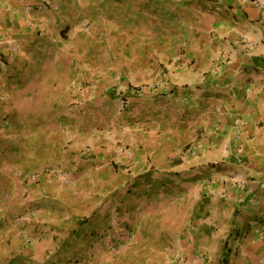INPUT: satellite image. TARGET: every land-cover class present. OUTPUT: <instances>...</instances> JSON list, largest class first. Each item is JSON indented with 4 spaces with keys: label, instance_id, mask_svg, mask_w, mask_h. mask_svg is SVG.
I'll use <instances>...</instances> for the list:
<instances>
[{
    "label": "crops",
    "instance_id": "crops-1",
    "mask_svg": "<svg viewBox=\"0 0 264 264\" xmlns=\"http://www.w3.org/2000/svg\"><path fill=\"white\" fill-rule=\"evenodd\" d=\"M160 2L60 129L75 22L0 0V264H264V0ZM148 219L162 256L128 251Z\"/></svg>",
    "mask_w": 264,
    "mask_h": 264
},
{
    "label": "rangeland",
    "instance_id": "rangeland-1",
    "mask_svg": "<svg viewBox=\"0 0 264 264\" xmlns=\"http://www.w3.org/2000/svg\"><path fill=\"white\" fill-rule=\"evenodd\" d=\"M46 6H49V4H46ZM164 11V4L160 0H55V12L60 15L65 14L70 21L75 22V24L67 26L62 31L65 32L63 33L64 40L76 46V57L69 59L70 69L71 66H75L76 77L74 80L69 81L67 100L61 107L64 113L58 120L60 129H66L67 126L72 125V122L64 120V118H68V114L88 116L84 109L87 106L86 102L90 92L89 85L96 86V90L105 86L104 83L106 82L101 81V78H89L91 77L89 69L83 67L86 58L89 55H94V58L102 56V59H105L108 65L101 69L105 73L110 72L116 79L120 78V66L115 65L118 61L116 53H119L122 49L125 59H131L133 47L149 43L148 30L151 29V26L148 17ZM154 20L160 22L159 16ZM69 30L70 32L74 31L75 35H68ZM90 46L94 49H91ZM95 70L100 69H93L91 75L97 74ZM131 70L141 71L130 68ZM122 78L119 82L123 81ZM90 80L93 81L90 82ZM93 90L95 91V89ZM124 108L126 107L124 106ZM135 229L132 225L129 228L126 227L124 229L125 236L127 231H133L131 233L133 235ZM162 233L161 224L152 228L149 219L146 220L145 226L140 229V235L150 238L147 241L134 244L128 251L138 250L147 253L148 249L153 247V250H157V255L162 256V252L165 250L164 247H166L164 241H162L163 238L159 237L162 236ZM140 258V261L146 260ZM163 261L164 259H159L156 262L162 264Z\"/></svg>",
    "mask_w": 264,
    "mask_h": 264
},
{
    "label": "built area",
    "instance_id": "built-area-1",
    "mask_svg": "<svg viewBox=\"0 0 264 264\" xmlns=\"http://www.w3.org/2000/svg\"><path fill=\"white\" fill-rule=\"evenodd\" d=\"M46 4H48V3H46ZM259 9L261 10V13H262V15L264 16V5H259ZM237 126H238V124H237ZM239 131V127H237L236 128V132H238ZM201 147V145L200 144H198L197 146H196V148H200ZM195 149L193 148V151H194ZM41 170L42 171H45V172H49L50 171V169L48 168V167H42L41 168ZM52 172L54 171L53 169L51 170ZM62 176H63V174H62ZM65 176V175H64ZM65 178H67V177H65ZM1 198H0V209H1ZM130 234H131V231H127V235H126V237H128V236H130ZM125 235V234H124ZM185 262V261H184Z\"/></svg>",
    "mask_w": 264,
    "mask_h": 264
}]
</instances>
